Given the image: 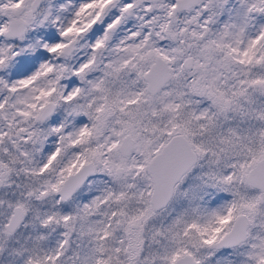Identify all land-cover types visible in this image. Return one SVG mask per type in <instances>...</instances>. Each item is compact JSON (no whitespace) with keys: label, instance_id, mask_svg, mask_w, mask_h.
I'll list each match as a JSON object with an SVG mask.
<instances>
[{"label":"snow or ice","instance_id":"1","mask_svg":"<svg viewBox=\"0 0 264 264\" xmlns=\"http://www.w3.org/2000/svg\"><path fill=\"white\" fill-rule=\"evenodd\" d=\"M0 264H264V0H0Z\"/></svg>","mask_w":264,"mask_h":264}]
</instances>
